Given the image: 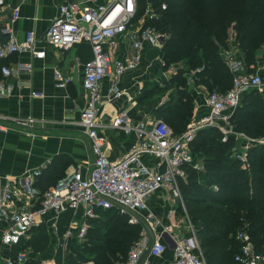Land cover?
I'll return each mask as SVG.
<instances>
[{"label":"built area","instance_id":"1","mask_svg":"<svg viewBox=\"0 0 264 264\" xmlns=\"http://www.w3.org/2000/svg\"><path fill=\"white\" fill-rule=\"evenodd\" d=\"M96 1L63 0L58 15L41 38H37L34 31H28L22 40L17 38L13 24L20 17L18 6L0 15V32L4 36L0 42V59L23 51H35L39 56H45L46 50L38 47L40 41L60 48L87 42L92 49V56L83 67L86 105L79 120L91 144L92 163L86 170L78 164L45 190L36 186L42 168L28 172L17 182L0 179V244L8 248L6 264H17L26 258V253L17 247L34 227L50 223L58 236L59 247L66 251L71 239L87 238L90 221L99 216V210L112 209L128 214L129 222L142 224L140 237L131 245L127 260L119 264H138L144 256L141 264H151V257H159L167 250H171L173 256L164 264H208L185 204H182L184 218L170 224L164 223L148 205L149 196L162 188L169 189L176 196L181 194L179 178L185 176L186 167L191 163V143L196 128L176 134L164 119L136 123L130 111L122 109L108 125L126 133L136 132L137 143L119 160L108 157L105 139L100 132L103 123L98 115L102 100L117 98L122 92L119 83L122 74L140 64L146 49L162 46L168 37L167 32L152 23L162 12L148 1L138 22L139 0ZM5 5L7 1L0 0V6ZM162 8H167L166 2L162 3ZM126 44L129 51L121 56ZM223 56L233 74V83L226 92L215 90L209 93L207 101L211 112L203 118L201 126L229 120L227 110L240 104L245 91L264 89L263 75L252 71L245 59L226 51ZM31 69L32 64L25 62L16 66L2 65L0 96L11 91L9 77ZM54 74L58 85H67L70 78L60 68H56ZM107 75L112 78L108 92L103 93L102 82ZM33 95L44 96L45 93L35 91ZM158 121H161L159 125L156 124ZM142 156L159 158L164 170L148 165ZM237 157L242 160V167L247 168L246 154L240 153ZM67 212H72L71 218L76 221L73 219V223L60 234V220ZM175 212V209L170 210L171 214ZM175 223L186 229L182 232L174 230L172 225ZM236 237L241 242L235 254L236 261L264 264V254L257 250L249 233L239 230Z\"/></svg>","mask_w":264,"mask_h":264},{"label":"trees","instance_id":"2","mask_svg":"<svg viewBox=\"0 0 264 264\" xmlns=\"http://www.w3.org/2000/svg\"><path fill=\"white\" fill-rule=\"evenodd\" d=\"M148 1L162 12L152 23L169 34L162 49L166 63L184 61L202 67L199 81L209 89L226 92L232 86L233 74L220 48L222 44L228 45L230 27L238 30V41L245 49L250 69L254 51L264 48V7L249 6L258 0H139L138 16ZM163 2L167 3L166 9L162 8ZM183 17L187 18L181 23ZM191 107L187 92L179 89L160 107L157 117L166 120L179 134L186 128ZM233 120L249 135L264 136V95L257 90L248 91L236 107ZM223 137L215 127L198 130L191 145L203 152L205 172L187 166L188 180L181 186L208 264H240L235 260L241 246L236 237L239 230L249 233L257 250L264 254V143L250 148L249 166L243 168L242 160L232 155L234 138ZM65 167L56 158L42 169L36 186L45 190L55 185ZM213 184L218 188L214 189ZM65 219L67 215L62 221ZM141 230L142 224L129 222L128 214L117 209L99 210V216L90 221L87 234L96 243L86 242L80 250L71 247V254L64 251L63 264H82L86 260L119 264L127 260ZM48 240V233L40 227L17 248L24 250L28 244L43 249ZM55 262L60 264L58 258ZM17 264H42V260L26 256Z\"/></svg>","mask_w":264,"mask_h":264},{"label":"crops","instance_id":"3","mask_svg":"<svg viewBox=\"0 0 264 264\" xmlns=\"http://www.w3.org/2000/svg\"><path fill=\"white\" fill-rule=\"evenodd\" d=\"M6 1L7 5L0 6V15L8 13L11 7L18 6L20 8V17L13 26L17 38L22 40L28 31H34L37 38L43 37L52 20L58 15L59 5L63 0ZM104 2L106 0H97L95 3ZM141 15L136 18L138 22L142 18ZM3 38L4 36L0 32V42ZM227 42V46L224 44L220 46L222 55L228 49L229 38ZM163 45L146 49L140 64L135 69L122 74L119 80L122 88L121 94L112 100L105 97L100 103L98 119L103 123L100 132L105 139V152L111 160H119L129 152L137 143V134L134 131L126 133L121 129L110 127L108 122L122 109L129 110L136 123L140 120L153 122L158 118L160 107L171 99L172 94L170 95L167 90L169 78L164 67L166 61L162 54ZM38 47L46 50L45 56H39L35 51H23L0 59V76L2 75L1 66L4 64L9 66H16L24 62L32 64L30 71L9 77L11 91L0 96V123L2 124L0 126V179L2 180L10 179L17 182L28 172L37 168L43 169L49 163L52 164L56 158L60 164L66 165L65 172L73 170L78 164H82L86 170L93 160L89 138L79 124L81 112L86 105L82 86L83 67L92 56L91 46L89 43L83 42L69 48H60L40 41ZM129 48L126 44L125 51H120L121 56H124ZM56 68H60L64 74L69 76L70 79L66 86L57 84L54 74ZM200 69L202 67L193 69L192 78L189 77L187 85L180 88L187 92L189 102L192 104L191 115L182 132L194 127L197 134L200 128L211 126L222 129L223 133L228 134L232 132L230 125L234 123L233 115L236 108L227 110L230 115L229 120H219L214 125L201 126L203 118L210 114L211 108L208 105V96L205 92L208 88L199 81ZM261 74L263 75V73ZM111 78V75H107L103 80L101 87L103 93L108 92ZM250 90H257L264 95V89ZM250 90L245 91L241 98L243 99ZM35 91H43L45 95L34 96L33 92ZM234 133L239 136L233 135L235 142L231 148L232 155L246 154L245 162L249 166L248 152L251 147L263 144L264 136L254 137L242 130L239 133ZM224 136L231 137L225 134ZM193 148L191 145L192 158L188 166L193 167L197 172H205L203 152L198 153L193 151ZM142 159L148 165L161 171L164 170V164H159V158L142 156ZM188 175V171H186L185 176L179 178L181 192L179 196L173 195L172 191L167 188H162L152 193L148 198L150 210L161 217L166 224L184 216L181 208L182 204L186 205V203L181 184L187 182ZM212 186L214 189L218 188L216 184ZM173 209L176 211L175 214L170 213V210ZM65 215L67 218L72 217V212L64 213L60 224ZM40 227L52 229L50 223H42L30 230L25 240L28 241ZM172 228L179 232L186 229V227H178L176 223L172 225ZM199 241L201 243L200 237ZM30 249L33 247L26 244L23 251L27 256L37 257L33 252L27 251ZM56 254L54 249L53 253H48L45 256L49 259L50 256L54 257ZM172 256L173 252L167 250L159 257H151L150 261L151 264H164ZM7 257L8 248L0 244V258L4 264H6ZM54 261L52 260V262ZM42 264H44L43 261ZM82 264L94 263L88 261Z\"/></svg>","mask_w":264,"mask_h":264},{"label":"rangeland","instance_id":"4","mask_svg":"<svg viewBox=\"0 0 264 264\" xmlns=\"http://www.w3.org/2000/svg\"><path fill=\"white\" fill-rule=\"evenodd\" d=\"M249 6L251 8L264 7V0L253 1V3H251ZM250 13H252V11ZM250 13H249V16H250ZM186 18L187 17H183L181 19L182 20L181 23H184L186 21ZM262 19H263V17L260 16L259 20H262ZM238 34L239 33H238V30H236V28L234 29L233 27H230L228 29V38L230 39V42H229V46L227 47L228 49L226 50V52H228L229 54L240 56L247 61V59H246L247 55H246L245 49H244V47H242L241 43L238 41V37H237ZM252 56H253L252 60L249 61V64L251 65L252 71L260 72V73L264 74V48H260L257 51H254ZM171 59H173V58H171ZM164 67L167 70L168 78H169L167 90L169 91V94L171 95V94H174L176 90H179L180 88L187 85L188 78L189 77L192 78L191 74L193 72V69L195 70V68L197 66L195 67V65L186 63L184 61L174 62L173 60H170V61H167V63L164 65ZM207 90H208V92H207ZM207 90L205 92H206V95L208 96L210 92L215 91L217 89H209L208 88ZM230 126H231L232 132H230L228 134L223 133L224 131L222 129H219L221 131V133L223 134V136H224V134L228 135V136H232L233 138L235 136H239V135L234 133V132L239 133V131H240V128L237 125V123L234 122ZM234 134H235V136H233ZM193 151H196L198 153L200 152V150H198L197 148L196 149L193 148ZM73 219H74V221H76L75 218H71V217L65 219L61 223V225H59V231L60 232H61V230L64 231L71 223H73L72 222ZM44 229L49 235V240L46 243V247L43 249L35 247V248L27 250V251L30 253L33 252V254H35L38 258H41V260L44 262V264H51V263L56 264V262L54 261L55 258H58L60 264H63V262H64L63 251L64 250L62 248L58 247L59 246L58 236H56V233L53 229H49L47 227H44ZM94 234H93V236H94ZM86 242L91 243V244L96 243L95 240H92L89 237L85 238L84 240H81V239H77V240L73 239L72 240L71 239V241L69 243L70 247L66 251L71 254V250H70L71 247L80 250V249H82L83 244ZM53 248L56 250L57 254L54 257L50 256L49 259L46 258L45 255H47L48 253H53V250H54ZM58 253L61 254V255H59L60 257H57ZM107 256H108V258H111L109 254ZM52 260L54 262H52ZM85 262H88V260H86ZM93 263H94V261H93ZM0 264H4L3 260L1 258H0Z\"/></svg>","mask_w":264,"mask_h":264},{"label":"water","instance_id":"5","mask_svg":"<svg viewBox=\"0 0 264 264\" xmlns=\"http://www.w3.org/2000/svg\"><path fill=\"white\" fill-rule=\"evenodd\" d=\"M161 123V121H158L156 124L157 125H159ZM144 258H145V256L139 261V263L138 264H141L142 263V261L144 260Z\"/></svg>","mask_w":264,"mask_h":264}]
</instances>
